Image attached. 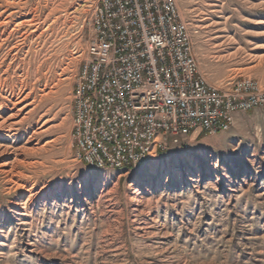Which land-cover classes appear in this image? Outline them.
<instances>
[{
    "label": "rangeland",
    "instance_id": "rangeland-1",
    "mask_svg": "<svg viewBox=\"0 0 264 264\" xmlns=\"http://www.w3.org/2000/svg\"><path fill=\"white\" fill-rule=\"evenodd\" d=\"M176 3L211 86L264 88V0ZM96 4L0 0V109L29 96L0 128V264H264V107L136 168L78 158L73 91Z\"/></svg>",
    "mask_w": 264,
    "mask_h": 264
},
{
    "label": "built area",
    "instance_id": "built-area-1",
    "mask_svg": "<svg viewBox=\"0 0 264 264\" xmlns=\"http://www.w3.org/2000/svg\"><path fill=\"white\" fill-rule=\"evenodd\" d=\"M73 91V139L94 168H136L193 135L228 132L264 107V88L243 79L211 86L199 69L176 0H97Z\"/></svg>",
    "mask_w": 264,
    "mask_h": 264
},
{
    "label": "bare ground",
    "instance_id": "bare-ground-1",
    "mask_svg": "<svg viewBox=\"0 0 264 264\" xmlns=\"http://www.w3.org/2000/svg\"><path fill=\"white\" fill-rule=\"evenodd\" d=\"M2 16H3V13L2 14H0V19L2 18ZM11 18V17H10ZM30 21V20H29ZM3 23V22H2ZM2 23H0V26H2L3 24ZM7 23V22H6ZM7 25V24H6ZM0 38H1V36H0ZM3 43V42H2ZM2 45H0V47H1ZM33 60V59H32ZM37 62V61H36ZM10 67V66H9ZM34 74V73H33ZM36 74V73H35ZM22 79V78H21ZM24 86V85H23ZM20 88V87H19ZM16 89V88H15ZM15 89L14 90H12V91H15ZM2 90V89H1ZM14 93V92H13ZM18 94V93H17ZM29 94V93H28ZM1 96V95H0ZM14 97L15 96H13L12 98H7V97H3L4 98V100H6L11 106H12V108L10 107V105H3L2 107H1V109H0V116L2 115V114H4L5 112L6 113H8L7 111H12V110H14V109H17V111H16V113H13V114H11L7 119H5L2 123H0V128H3V127H5L11 120H13V119H15L16 117H18L23 111H26L25 109H27L28 108V106L29 105H26L25 103H26V101L28 100V97L29 96H26V97H24L23 96V94H22V92H20L17 96H16V98H15V100H14ZM31 97V96H30ZM2 98V97H1ZM0 98V99H1ZM25 104V105H24ZM37 110V109H36ZM31 111V110H30ZM28 114H30V112L28 113ZM32 114V113H31ZM35 119V118H34ZM41 119V118H40ZM26 121V119H22L21 121H19V122H16V123H14V124H12V125H10L9 126V128H10V131H11V129L13 128V127H15V126H20V125H22L24 122ZM11 147V146H10ZM143 162V161H142ZM141 162V163H142ZM2 166H4V165H2ZM110 168H112V167H110ZM116 169V168H115ZM5 175V174H4Z\"/></svg>",
    "mask_w": 264,
    "mask_h": 264
},
{
    "label": "crops",
    "instance_id": "crops-1",
    "mask_svg": "<svg viewBox=\"0 0 264 264\" xmlns=\"http://www.w3.org/2000/svg\"><path fill=\"white\" fill-rule=\"evenodd\" d=\"M194 138H195V136L191 137V140L194 139Z\"/></svg>",
    "mask_w": 264,
    "mask_h": 264
}]
</instances>
